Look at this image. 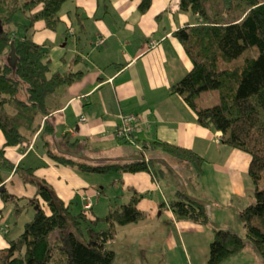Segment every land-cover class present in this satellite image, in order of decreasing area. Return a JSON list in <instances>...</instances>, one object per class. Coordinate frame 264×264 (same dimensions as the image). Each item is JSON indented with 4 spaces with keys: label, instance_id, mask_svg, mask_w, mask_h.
I'll return each mask as SVG.
<instances>
[{
    "label": "trees",
    "instance_id": "trees-1",
    "mask_svg": "<svg viewBox=\"0 0 264 264\" xmlns=\"http://www.w3.org/2000/svg\"><path fill=\"white\" fill-rule=\"evenodd\" d=\"M67 1L0 0V128L6 137L0 145V162L2 167L14 170L25 184L37 186L31 203L36 213L24 231L17 237H8V229H3L8 243L0 246V264H117V252L110 243L117 238L118 226L138 223L149 216L140 206L144 193L135 187L129 199L112 204L105 215L94 214L93 210L90 212L94 215H90L84 208L75 212L70 202L37 175L35 167L16 164L7 155L8 147L31 142L41 130L48 156L59 167L64 164L82 172H150L153 178L158 176V168L146 159L144 150V157L97 162L87 159L82 145H69L63 151L53 149L56 127L47 117L49 101L57 89L80 80L85 71L52 72L49 49L34 39L31 29L43 20L45 28L57 30ZM179 2L180 10L196 16L195 23H186L173 32L192 66L170 89L183 97L201 125L219 132L223 143L250 154L249 174L255 193V200L240 212L245 235L214 227L208 264H223L248 242L264 260V0L256 4L245 0ZM153 4L154 0H140V11L147 13ZM21 11L28 14L23 32L12 28L14 23H20L15 18ZM13 45L18 56L15 67L9 62ZM204 92H218V102L205 104ZM136 131L133 126L121 135L115 131L114 136L124 145L137 143ZM142 144V149L160 147L164 153L194 166L191 175L183 176V184L205 173L206 158L195 149L162 139ZM6 186L0 185L4 199L19 198ZM168 204L175 214L199 224L210 222L206 205L183 188ZM3 217L0 209V223ZM101 223L107 226L100 227Z\"/></svg>",
    "mask_w": 264,
    "mask_h": 264
},
{
    "label": "crops",
    "instance_id": "crops-1",
    "mask_svg": "<svg viewBox=\"0 0 264 264\" xmlns=\"http://www.w3.org/2000/svg\"><path fill=\"white\" fill-rule=\"evenodd\" d=\"M69 1H72V4L68 5L65 13H62L63 7ZM69 1L60 12L62 21L54 31L59 34L56 41L53 40L50 47L45 46L49 49V57L52 59V72L84 70L85 74L80 80L57 89L49 101L50 112L47 117L56 127L54 145L56 143L64 145L63 149L69 145L85 146L87 152L82 153L90 161L97 162L140 158L139 154L144 150L146 159L158 168V176L154 178L150 172L128 175L130 177L128 184L125 182V175L117 177L112 183L116 187L114 197L106 194L105 187L100 186V191L105 193V196L101 193V196L97 197L96 206L101 197H107V206L110 210L112 204L125 201L128 193L130 198L132 187H135L144 193L140 206L151 212L147 219L140 222L152 219L167 208L169 199L166 198L167 190L165 191L166 188L161 184L160 175L166 174L168 154L160 147L141 148L145 140L162 139L201 153L206 158L205 166L211 165L213 169L212 184L206 180L208 175L206 167L204 175L200 178L209 186L218 185L223 195L218 196L215 192L219 197L218 201L228 208L226 211H236L240 216V212L255 199L254 184L252 183V187L250 174L247 173L248 164L247 171L243 165L236 166L233 159L239 149L218 141L217 131L201 125L196 113L183 97L170 89L192 66L190 57L173 32L186 23H195V14L192 13L194 17L190 20L184 18L185 13L190 11L180 10L179 0H168L162 4L159 3L160 0H154L153 7L147 13L140 11V0ZM174 1L177 3L176 6L173 5ZM62 26L65 29H60ZM31 31L35 33L34 28ZM101 37H105L106 41L98 45ZM64 39L65 42H60ZM153 39H158L159 42L149 48V42ZM124 113H135L139 116L137 143L124 145L114 136ZM82 115L87 118L85 122L80 121ZM40 133L41 130L31 142L8 147L7 155L16 164L23 163L25 166L35 167L37 175L45 178L54 192L67 202L73 196L72 184L48 156L47 147ZM5 141V134L0 128V145ZM180 162L189 169L181 168L175 184L172 183V189L183 188L188 195L197 198L192 195V190L190 192L185 190L187 183H182L183 176L191 175L193 169L187 162ZM14 172L12 169L2 167L0 162V185H7L10 181L16 182ZM31 185L35 186V190L26 196L34 198L37 186ZM146 189L151 193L159 190L164 202L147 200ZM98 190L97 188L94 191L83 192L92 194ZM211 195L214 196L213 193ZM202 197L197 199L207 204L209 209L210 204ZM231 206H236V210ZM152 207L155 210H152ZM154 220L155 228L157 225H164L162 220ZM192 222L185 221L182 230L175 226L178 228L179 239L175 230H169L165 235V248L172 250L181 260V264H194L186 233L206 235L205 240L208 243L214 237L213 228L211 230L208 225ZM242 223L239 221V225L244 227ZM144 244L150 246L152 243L146 241ZM251 247L253 246L247 243L223 264H238L242 259L241 252L245 248L253 250ZM131 255H128L122 264H127L128 260L132 264ZM118 258L117 256L116 259ZM257 264H264L262 257H258Z\"/></svg>",
    "mask_w": 264,
    "mask_h": 264
},
{
    "label": "rangeland",
    "instance_id": "rangeland-1",
    "mask_svg": "<svg viewBox=\"0 0 264 264\" xmlns=\"http://www.w3.org/2000/svg\"><path fill=\"white\" fill-rule=\"evenodd\" d=\"M168 0H160L159 3H167ZM260 0H245L248 4H256L259 3ZM72 4V1H69L65 6L63 7L62 13H65V10L67 9L68 5ZM173 5H177V3L174 1ZM189 12V11H188ZM194 14V13H193ZM192 12L185 13L184 18L186 17L187 20L192 19L193 16ZM16 22L20 23H14L12 25V28H15L16 30L23 32L24 31V23L28 22V17L26 14L21 11L16 15L15 18ZM35 33L33 34L34 39L38 41L39 43H42L46 45L47 47H50L53 40L56 41V37H58L59 34H56V32L49 30L45 28V24L43 20H40L36 23L35 27ZM60 29H65L64 26L60 27ZM60 42H65V39ZM158 39L150 40L149 42V48L154 47L158 44ZM204 103L207 105H213L218 102L219 100V93L218 92H204ZM127 115H130L129 117ZM132 115H135L136 121L132 122V125L137 127V123L139 124L140 119L139 116L135 113L126 114L124 113L122 115V122H124L125 117L127 116V121L130 120V117ZM83 116V115H82ZM81 116V118H82ZM134 118V116H132ZM80 118V121H82ZM87 118L83 120L85 122ZM136 130V129H133ZM216 137L218 141L222 142V139L220 137L219 132H216ZM64 145H59L56 143L53 146V149L56 151L62 150ZM239 151L237 156L234 157L233 163L236 166L243 165L244 168L247 171V164H248V171H249V165H250V154L247 152H244L242 150ZM140 156L142 154L140 153ZM246 157L248 159H246ZM249 160V162H248ZM166 174L160 175V181L161 184L164 186L165 191L167 190V200L172 199L176 197V191L177 187L172 189V183L175 184L174 181L177 179V175L181 168L189 169L188 167H185L175 155L168 154L166 156ZM20 164V163H19ZM207 168L208 175L206 176V180L209 184H212V174L213 169L211 165H206L204 168ZM73 169V170H72ZM195 171V168L193 166L192 168ZM60 170H62V175L65 178H68L72 184L73 188V196L72 198L68 199L67 202H70L73 210L75 212L82 211V208L88 210V214L90 215H104L108 212L109 208L107 206V197H101L98 201V204L96 206V202L91 205L90 207L86 208V205L88 203V197L97 196L100 197L101 193H99V190L95 193L89 194L86 191H94L97 188L100 189V186H104L109 196H116L115 195V189L112 185L113 181L119 177L124 176L125 182L128 184L130 181V177L128 175H133V173L128 172H122L120 174H114V173H92V172H82L77 167H70L65 166L64 164H60ZM77 170V171H76ZM249 173V172H247ZM145 175V173H143ZM117 175V176H116ZM215 177V176H214ZM159 180V179H158ZM215 181L216 178H213ZM16 182L10 181L6 188L9 189V192L13 195L18 196L17 199H9L6 200L2 197L0 193V209L3 210L4 217L1 220L0 223V246L7 245V239L5 240L4 236L8 237H17L20 233L24 231L25 224L32 220L36 213V208L33 206L32 199L33 198H24V196L31 195L34 190L35 186H32L30 183L25 184L21 179L18 177L15 178ZM251 184L253 183L252 179H250ZM203 181L202 178L195 179L193 182H187V185L185 187V190L190 192L192 190V195H195L197 198H200L203 196V199H206V203L210 204V207L208 209L207 204L206 207L208 209V212H212L210 214V222L208 225L209 228L214 230V227L217 228H224V229H231V230H237L240 234L245 235V227L239 225V221L243 222L241 220V217L238 215V212L236 211H226L228 208H226L220 201H218L219 197L222 195V190L217 185L216 187L209 186V184ZM166 185V186H165ZM122 187V186H121ZM253 187V184H252ZM172 189V191H171ZM149 189H146V194L148 195L145 197L147 200H155L159 201L161 200L164 202V197L162 194L158 191L155 193H151V191H147ZM83 192V193H82ZM171 192V193H168ZM216 194L218 196H216ZM214 194L212 196L211 194ZM82 194V195H81ZM105 196V193H102ZM129 194V193H128ZM127 194V199L129 198ZM145 194V195H146ZM153 195V197L151 196ZM26 196V197H27ZM85 196V197H84ZM223 196V195H222ZM212 197V198H211ZM215 197L217 199L215 200ZM195 198V197H194ZM196 198V199H197ZM208 198V199H207ZM255 198V197H254ZM126 199V200H127ZM97 200V199H96ZM200 200V199H199ZM255 200V199H254ZM201 201V200H200ZM239 200H237L238 202ZM166 202V201H165ZM203 202V201H202ZM168 203V201L166 202ZM96 206V207H95ZM236 207V206H235ZM231 206L232 209L236 210V208ZM90 210H93V213L90 212ZM152 210H155L154 207H152ZM148 212V211H147ZM153 212V211H152ZM151 213V212H150ZM149 212V216L151 215ZM173 214H175L173 212ZM172 214V211L169 209V204H167V208L158 214H156L152 219H149L146 222H140L138 224H129V225H119L118 226V232H117V238L114 240L113 243H110V246L112 245L116 249V258L117 264H122L125 261V258L128 257V255L132 254L133 257V263L132 264H181V260L179 259L176 254L173 253L172 250L169 248H165V235L167 231H174L177 234V237L179 239L178 234V228H175V226H178L179 229H184L185 221H190L187 217L180 216L176 214L174 216ZM162 220L164 225H157L155 228V220ZM194 223V222H192ZM238 224V226L236 225ZM243 225V223H242ZM100 227H106V223H101L99 225ZM147 229H146V227ZM174 227V228H173ZM8 229V232L5 235V230ZM215 236V235H214ZM186 237L188 242L190 243V250L193 255V262L194 264H208V259L210 256V246L211 241L208 243L207 240H205L206 235L202 234H188L186 233ZM146 238V239H145ZM214 239V237H213ZM150 241L152 244L145 245L144 242ZM249 245H252L250 242H248ZM253 246V245H252ZM253 250H248L245 248L244 251L241 252V257L238 264H257L258 257H261L259 252L256 251L253 247H251ZM158 251V252H157ZM163 252V253H159ZM258 252V253H257ZM257 257V258H256ZM124 258V259H123ZM127 264H130L129 260L126 262ZM187 263V260H186Z\"/></svg>",
    "mask_w": 264,
    "mask_h": 264
},
{
    "label": "built area",
    "instance_id": "built-area-1",
    "mask_svg": "<svg viewBox=\"0 0 264 264\" xmlns=\"http://www.w3.org/2000/svg\"><path fill=\"white\" fill-rule=\"evenodd\" d=\"M105 41H106V38L105 37H101L100 40L97 42V44L98 45H102ZM127 116L129 117L130 115H127ZM127 116L125 117L124 122H122V124H123L122 127L123 128H119L118 130H116L118 135H121V133H124L127 130H131V128L133 127L132 122L136 121L135 115H132V116H134V118L131 116L130 120H128V121H127ZM85 118L86 117L83 115L81 120L83 121ZM87 199H88V203L86 205V208L90 207L91 205H93L96 202L97 196L88 197Z\"/></svg>",
    "mask_w": 264,
    "mask_h": 264
},
{
    "label": "water",
    "instance_id": "water-1",
    "mask_svg": "<svg viewBox=\"0 0 264 264\" xmlns=\"http://www.w3.org/2000/svg\"><path fill=\"white\" fill-rule=\"evenodd\" d=\"M17 60H18V56H17V53H16V49H15V46L13 45V48H12V51L10 53V57H9V62L11 63L12 66H16V63H17Z\"/></svg>",
    "mask_w": 264,
    "mask_h": 264
}]
</instances>
